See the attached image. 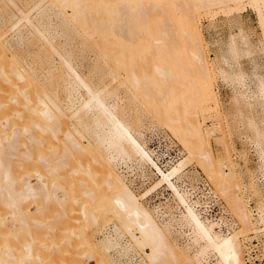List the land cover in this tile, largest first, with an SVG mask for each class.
<instances>
[{"label":"bare ground","instance_id":"6f19581e","mask_svg":"<svg viewBox=\"0 0 264 264\" xmlns=\"http://www.w3.org/2000/svg\"><path fill=\"white\" fill-rule=\"evenodd\" d=\"M9 1L14 4L13 0ZM43 1L40 0L28 13L19 9L21 19L12 28L26 20L43 34L30 16L32 10L38 9ZM57 1L60 7L56 6L53 14H45L49 22L54 15L62 16L61 25L71 32V19H75L106 54L112 53L111 47L115 50V55L111 57L116 61V66L125 67L126 79L132 80L135 85L141 77L148 79L147 83L153 82L146 67L151 63L154 68L152 73L161 80V85L156 87L163 89L162 105L167 108L164 111L156 109V115L182 141L186 152L165 168L137 136L135 126L121 116L122 111L117 103L103 100L101 92L105 87L101 90L94 88L64 59L75 80L64 87V98L54 91L50 92L47 84L36 80L32 70L22 65L16 55H9L4 32H0V264H56L47 258L53 250L68 254L65 264H78L80 255L87 257L82 264H92L89 262L91 258L95 259L96 264L120 263V260L119 263L114 260V263L110 256H115L117 260L129 256L130 264H135L130 256L134 253L141 256L137 264H247L245 253L248 249L250 253V234L264 238V192L260 193L253 173L248 183L238 179L235 170L237 163L225 142V152L214 153L210 137L218 130L217 123L220 122L203 126L206 118L213 120L219 116L216 108L220 100L207 63L203 32L198 26L197 15L187 12L178 22L177 26L183 27L187 39V44L179 47V37L163 39L159 35H169L174 29L173 24L163 30H154L155 26L150 25L148 11L142 7L144 0H90L89 4H85L87 0ZM194 1L201 3L206 14L217 11L230 14L234 10H241V5L245 6L242 4L244 0ZM164 2L156 0L154 8L164 9ZM246 2L258 13L264 43V0ZM67 8V12L71 13L64 15L63 10ZM105 28L111 29L110 33ZM132 32L140 36L153 35L152 46L148 48L155 55L150 57L151 61L141 47L132 45L140 42L139 36L129 37ZM236 40L231 37L226 53L229 57L231 52L235 57H230L234 62L235 59L239 62L236 56L240 45L237 43L239 47L236 46ZM243 40L242 43H246V38ZM245 45L247 48L243 49L246 51L251 45ZM49 47L56 48L52 42ZM134 49L139 50V55L137 53L130 67L125 60L133 54ZM247 51L244 53H252ZM244 53H239L237 57L242 59L240 54ZM218 71L223 80L237 78L238 83H248L244 82L245 72L241 69L230 72L220 68ZM173 80L181 81L183 91L192 96L187 98L189 101L185 107L179 109L175 94L169 90V82ZM74 84L84 87L89 93L88 98L75 97L77 90ZM239 93L240 97L233 98L240 115L244 114L241 102L248 106V111L257 102L264 116L262 76L257 78L255 91L247 93L243 89ZM211 111L213 113H209ZM244 121L253 131L252 135H246L259 147L260 166L264 169V146H261L264 144V117L258 121L248 113ZM120 155L135 157L146 167L152 168L156 179L145 191H135L119 172L117 165ZM192 161L201 170L197 169V173L206 175L202 184L205 188L197 186L186 171ZM32 178L36 181L32 182ZM163 187L170 192L175 206L158 203L151 209L145 200ZM197 190L204 194L195 195ZM252 193L259 195L254 205L258 211L255 221L249 201L254 197ZM208 194L211 199H218V196L225 199V218L231 215L226 229L225 219H217L207 213L209 205L204 204L207 203L205 200L208 197L205 196ZM72 207L77 212H69ZM174 207L180 210L179 216L166 209ZM5 215L9 221L2 223ZM49 221L52 223L50 231H44V227L46 233L42 232L41 227L49 225ZM88 228L91 232H87ZM110 228L111 231H108ZM57 230L63 239L67 237L64 239L66 244H60V234L57 238V232H54ZM98 231L105 232L97 242L92 235ZM73 232L77 233L76 238L80 237L78 240L69 237ZM126 261L128 264L129 261ZM120 264H124V260Z\"/></svg>","mask_w":264,"mask_h":264},{"label":"rangeland","instance_id":"374dc122","mask_svg":"<svg viewBox=\"0 0 264 264\" xmlns=\"http://www.w3.org/2000/svg\"><path fill=\"white\" fill-rule=\"evenodd\" d=\"M13 1L14 4L16 3V5H14L9 0H0V32H4V42L6 47L8 48L9 55H16V58H18L19 62L22 65L32 70L33 76L36 80L44 85L47 84V88H49L50 92L54 91L64 98L66 96L64 87L68 85L70 81L73 82L75 80L72 72L63 62L64 59L68 60L94 88H100L101 90L105 87V90L101 92V97L103 98V100L108 103H117L118 107L122 111L121 116L128 123L131 122L135 126L136 131L138 132V135H136L140 137L141 141L147 144V147L152 150L154 157L158 161H160L161 165L167 168L168 165L174 163L184 155L186 150L184 145L182 144V141L176 135L172 134V131L169 128L168 124L162 121L156 115V109L164 111L167 108L162 105L164 102L162 100V97L164 95L163 89L156 87V85H161V80L158 75L152 73V70L154 68L152 67L151 63L147 64L146 67L148 69L147 73L149 75V78L152 79L153 82L147 83L149 82V80L141 77L140 81L135 85L132 80L126 79L125 67L118 68L116 66V61H114L111 57L115 55V50L111 47L110 52L112 51V53L106 54L102 50V47L96 44L95 38H92L90 34L85 32V30L80 27L79 23L75 19H71L70 25L73 27L71 32L61 25L63 19L62 16L56 17L55 15H52L53 19L49 22L45 14H53V9L56 8V6H59V2L57 0H44L38 9H34L31 12V18L34 19L35 24L40 27L43 34H40L38 30L36 28H33L26 20H22L15 28H12L13 25L19 22V20L21 19V13L19 9L28 13L40 0ZM246 1L247 0H244V3H242L245 6L242 7L241 5L243 9L240 7L239 9L241 10H234V12L232 11L230 14L222 11H217V13L214 14L213 12L206 14V10L202 8L201 3L194 0H174V2L173 0H165V8L162 10L154 8L156 0H144L142 7L144 8V10L148 11V18L151 21L150 25L155 26L154 30H163L170 24H173L172 27L174 29H171L169 35L164 33H160L159 35L163 39L179 37L181 39V43L178 44L179 47L186 45L187 39L185 38V31L183 27L177 26L178 22L180 23L184 16L187 15V12L195 13L197 15L199 21L198 26L203 32V44L205 45V50L208 58L207 63L209 64L212 76L214 77L213 79L215 80L214 82L220 100V105L217 107L218 109L216 108L219 116H215L216 119L213 118V120L212 118H206L205 122L203 121V126H212L217 121L220 122V124L217 123L218 130L215 129L216 131H214V134L210 137L214 153H224V144L226 143V148H228L231 157L233 158L235 163H237V166L235 165V170L238 179L244 183H248L250 180V174L253 173L255 181L260 187V193L263 194L264 169L260 166V164H262L261 158L259 156L260 150L258 146L256 147L254 145L255 143L252 142V138H249L246 135H252L253 131L250 127H248V125H245V123L247 122L244 121L246 114L248 113L253 114L254 117L259 121V119L264 117L262 113V107L259 103L254 102V106L252 107V110L254 111L251 112L252 110L248 111V106L241 102L240 106H242L241 108L243 109L244 114L240 115L237 110L238 104L234 100L235 98H233L234 96L240 97L239 92L243 89L246 90L247 93H250V91H255L257 86V78L259 76H262L264 78V43H262L263 38L258 20L259 18L257 16L258 13L253 8V6ZM90 2V0H87L85 4H89ZM44 10L45 12H43ZM67 10L68 8L63 10L64 15H68L71 13V11H69L68 13ZM71 26L69 27L71 28ZM104 30L108 33H110L111 31V29L108 28H105ZM239 31H241L242 33H240L244 36V38H246V43H242V40L244 38L242 35V37L240 36V34L238 33ZM233 35L235 36L234 38ZM134 36L136 38L139 36L140 42H134L133 44L131 42V44L133 46L141 47V50H144V55L149 57V59L151 56L154 57L155 55L148 49L152 46L151 41L153 40V35L140 36L139 34H136L134 32L129 34L130 38H134ZM231 37L232 40L234 39V41L235 39H237L236 46L239 47L240 45L239 49L237 48L239 50H237L239 53H244L248 49V51H252V53H244L246 56L240 54L241 56H243H240V58L242 59H239L237 57L239 53L237 52L238 55L236 56V58L239 60V62H236V59L234 62V59H232V57L235 56H232L230 52V55L228 57V53H226L229 51ZM50 42L55 45L56 50L49 47ZM240 42L244 45H242ZM237 43L239 45H237ZM248 43L249 46L251 45V48L249 47L245 51V49L243 48H247V45L245 44ZM137 53L139 55V50L134 49L133 54H131L130 57L125 60L128 66L132 67L131 65L134 62L133 59L137 56ZM224 55H227V59ZM223 57L228 61H233V64L231 61H229L232 67L231 65L229 66L228 61L223 59ZM160 64L162 63L160 62ZM197 67H199V65ZM218 68H225L228 71L230 70V72H232V70L241 69L243 72H245L244 77H246L245 79L243 77V80L244 82L247 81L248 83L241 84L239 82L241 84L240 85L237 78H225V80H223L224 78L219 73ZM247 75L249 76V78ZM169 84V90H172V92L175 94V97L177 98V108L179 109L185 107V103L189 101L187 100V98H192V96L189 93L183 91L184 86L181 81L173 80L170 81ZM246 84H249V86H247ZM242 85H245L249 88L245 87V89ZM74 86L77 90L75 97L79 96L81 97V99L88 98L89 93L84 87H79L76 84H74ZM236 90L238 91V93ZM155 106H157V108H154ZM209 113H213V111ZM242 118L243 123H241L240 121ZM220 128L221 130H219ZM262 144L261 146L263 147L264 144ZM114 153L118 154L116 150H114ZM119 160V164L117 165L119 172H121V174L125 176L126 180L128 181V183H130L135 191L141 193L155 181L156 177L151 172L152 168L146 167L137 159H135V157L128 158L126 155H120ZM187 167L188 168L186 171H188L190 177L192 176L191 179L193 178V182L197 186H202L205 188V186H203V180L206 175L202 172L197 173V169L200 170V168L195 163V161H192ZM195 174H199L200 177ZM196 176L199 178H197ZM194 179H196V181ZM34 181H36L35 178H32V182ZM203 194L204 193L202 192L199 193V190L195 192V195L200 196ZM209 195L210 194L205 196V198L208 197V200L206 199L205 201H207V203L204 204V206L209 205V211H207V213L213 215L214 218L221 220L225 219L224 221L227 223H224V228L226 229L227 224L231 220V215H228L229 218H225V215L227 214H225L226 212L224 213V208H227V205H225L227 203L222 196H218V199H211ZM251 195H253L254 197L252 196V200L250 199L249 201L251 203L250 207L254 212V217L256 218H253L255 221L258 217V211L256 210V207L254 205L259 199V195H254V193H252ZM171 199L173 198H171L170 192L165 190V188L163 187L159 190V192H154L149 198H147L145 200V203L151 209L154 208V206L158 203H171L173 204V206H175V203L172 202ZM160 206L161 205H159V207ZM31 207L32 209L35 208V206ZM166 209L169 213H173L174 216L180 215V210L177 207H174L171 210H168V208ZM71 211L77 212V210L73 209V207L71 210H69V212ZM2 220L3 221L1 222L4 223L9 221V218L5 215L3 216ZM48 223L50 224H44V226L41 227L42 229L40 228L42 232L46 230H48L46 232L50 231V225H52V223L51 221H49ZM44 227L45 229L43 231ZM75 227L77 228V226ZM86 230L87 229H85V231ZM88 230L87 232H91L90 228H88ZM108 231H111V228ZM54 232H57L55 234H57L56 236L58 238V234H60L61 232L59 230ZM103 232L98 231L93 233V239L98 242V240L103 237ZM76 234L73 232L71 233L72 236L70 235L69 237H73L75 239L77 236ZM251 235L252 237L249 242H256L254 237H257L258 239L259 237H263L255 236L254 233H251L250 236ZM79 236H81V234ZM66 238L67 237L64 236V239ZM77 238L79 239L80 237ZM11 239L15 238L11 237ZM64 239L60 234V244L67 243ZM249 242L248 245L250 247L252 246V243ZM248 251L246 253H248ZM115 252L116 251H113V253ZM130 256L134 258L133 262L135 264H137L141 260V256L136 255L135 253ZM67 257V253L64 254L53 250L49 252L47 258L48 261H55L56 264H65ZM110 257H112L111 259H113V262L115 260L118 261V263L119 260L120 263L124 260V264H127L126 260L129 261L128 264H130L131 261V259L128 258L129 256L122 257L123 259L118 260L115 259V256ZM27 258L30 261L29 257ZM86 259L87 257L85 255H80V262L78 264L85 263ZM258 259V261H263L261 258ZM89 262L92 264H96V261L93 258L89 259ZM115 264H117V262Z\"/></svg>","mask_w":264,"mask_h":264},{"label":"built area","instance_id":"2783aa9c","mask_svg":"<svg viewBox=\"0 0 264 264\" xmlns=\"http://www.w3.org/2000/svg\"><path fill=\"white\" fill-rule=\"evenodd\" d=\"M256 242H251L252 246L250 248V253H246V263L247 264H264V243H263V237H260L259 239L257 237H254ZM261 258L263 261H258ZM258 261V262H257Z\"/></svg>","mask_w":264,"mask_h":264}]
</instances>
